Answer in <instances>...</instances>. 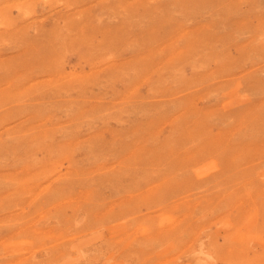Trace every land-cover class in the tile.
Instances as JSON below:
<instances>
[{"label":"rangeland","instance_id":"obj_1","mask_svg":"<svg viewBox=\"0 0 264 264\" xmlns=\"http://www.w3.org/2000/svg\"><path fill=\"white\" fill-rule=\"evenodd\" d=\"M0 264H264V0H0Z\"/></svg>","mask_w":264,"mask_h":264},{"label":"bare ground","instance_id":"obj_2","mask_svg":"<svg viewBox=\"0 0 264 264\" xmlns=\"http://www.w3.org/2000/svg\"><path fill=\"white\" fill-rule=\"evenodd\" d=\"M6 12V11H5ZM8 13H9V11H7ZM11 13V12H10ZM13 13V12H12ZM18 14V13H17ZM21 14V13H20ZM8 15V14H7ZM11 15V14H10ZM9 15V16H10ZM3 16H5V14L3 15ZM14 17H15V15H14ZM8 17H6V19H7ZM8 20H11V17H10V19H8ZM11 21H13V20H11ZM11 21H8V22H11ZM12 23V22H11ZM4 24H6V23H4ZM10 27V26H9ZM59 30V29H58ZM166 190V189H165Z\"/></svg>","mask_w":264,"mask_h":264}]
</instances>
